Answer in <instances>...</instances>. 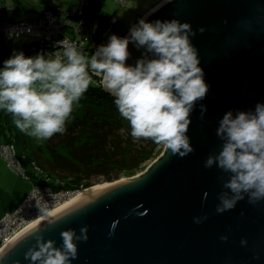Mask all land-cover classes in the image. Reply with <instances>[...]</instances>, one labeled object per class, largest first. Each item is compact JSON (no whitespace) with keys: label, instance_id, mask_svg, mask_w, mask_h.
<instances>
[{"label":"water","instance_id":"95a60500","mask_svg":"<svg viewBox=\"0 0 264 264\" xmlns=\"http://www.w3.org/2000/svg\"><path fill=\"white\" fill-rule=\"evenodd\" d=\"M142 18H175L194 30L205 28L191 38L209 85L190 117L187 135L194 151L180 157L165 145L143 171L101 190L85 188L54 214L83 208L52 225L42 220L37 233L23 232L3 248L9 251L0 264H31L24 253L36 235L59 247L61 230L79 234L83 225L88 239L77 242L71 264H264V200L253 205L245 196L233 209L217 213L228 174L204 167L207 156L222 146L216 128L223 113L264 103V0H162ZM128 51L126 63L134 65L144 50L130 42ZM201 103L207 106L203 118ZM204 215L207 219L194 222Z\"/></svg>","mask_w":264,"mask_h":264},{"label":"clouds","instance_id":"9594fccd","mask_svg":"<svg viewBox=\"0 0 264 264\" xmlns=\"http://www.w3.org/2000/svg\"><path fill=\"white\" fill-rule=\"evenodd\" d=\"M204 31L203 26L194 30L189 22L175 18L151 22L141 18L130 27L128 36L110 34L107 44L99 45L91 56L67 39L57 41L56 50L47 55L26 57L22 51L14 52L0 68V110L11 114L20 132L46 141L66 131L74 107L96 83V76L114 97L133 139H151L166 145L173 155L184 157L194 151L187 135L191 113L209 91L191 40ZM130 42L144 50L134 65L126 63ZM199 107L203 118L207 106L201 103ZM216 135L222 146L204 161L205 168L215 166L228 174L222 183L225 191L217 197L216 212L233 209L245 196L253 205L264 200V103L257 102L254 110H236L235 114L227 110L218 121ZM14 152L13 146L2 150L5 158ZM35 202L40 217L49 225L84 207L54 214L41 197ZM205 219L206 215L193 218L197 224ZM39 226L37 222L28 234L39 232ZM87 230V225L81 226L79 234L72 228L61 230L59 247L54 240L36 235L25 259L31 264H71L77 258V242L88 239ZM220 239L226 241L227 236ZM240 243L243 246L247 241L242 238ZM8 251L0 249V259Z\"/></svg>","mask_w":264,"mask_h":264},{"label":"trees","instance_id":"16d2710c","mask_svg":"<svg viewBox=\"0 0 264 264\" xmlns=\"http://www.w3.org/2000/svg\"><path fill=\"white\" fill-rule=\"evenodd\" d=\"M101 1L89 0L86 13L92 16ZM56 7L59 5L50 8ZM40 47L35 42L23 53ZM6 59H0V67ZM95 82L74 107L82 113L71 115L63 134L53 135L44 146H28L22 153L16 149L19 133L12 127L11 114L0 110V128L9 129L4 143H13L20 163L22 159L28 161L29 169L21 165L32 185L47 186L54 192H72L89 187L92 175H101L109 181L120 175L132 176L158 155L160 144L151 139H133L129 123L119 114L114 97L105 92L97 80ZM60 148L66 149V154L60 152Z\"/></svg>","mask_w":264,"mask_h":264},{"label":"built area","instance_id":"2783aa9c","mask_svg":"<svg viewBox=\"0 0 264 264\" xmlns=\"http://www.w3.org/2000/svg\"><path fill=\"white\" fill-rule=\"evenodd\" d=\"M117 1L123 6L127 0ZM88 5L89 0H79L76 5L43 9L34 19H13L9 16L5 5L0 2V35L7 46L14 44L17 38L30 36L41 45L40 48L45 55L56 50L57 41L67 39L82 46L84 51L91 56L99 45L106 44L105 38L112 24L116 22V17L113 15L103 26L92 29L90 22L92 16L86 13ZM99 79L93 76L94 81L99 82ZM5 146L14 147L10 142L1 144V156H3L2 150ZM5 159L10 168L25 176V170L18 160L16 150L14 154ZM84 189L54 192L47 186L33 184L23 203L13 213L6 214L0 219V249L10 243L30 223L41 218L35 199L41 197L44 202H47L50 212L76 195L82 194ZM34 193L35 196H33Z\"/></svg>","mask_w":264,"mask_h":264},{"label":"rangeland","instance_id":"374dc122","mask_svg":"<svg viewBox=\"0 0 264 264\" xmlns=\"http://www.w3.org/2000/svg\"><path fill=\"white\" fill-rule=\"evenodd\" d=\"M0 1H2V3L8 8V11L11 13L9 15L12 16L13 19H34V18L38 17V15L42 12V10L44 8L50 6L51 1L62 2L64 4L65 3L76 4L79 0H0ZM106 2H112V0H105L104 3H106ZM64 4L59 5V6L64 8L67 5V4L66 5H64ZM96 12L97 11H95V14L91 17V25L100 26V24L103 23V21H104L102 18V22H100L103 13H102V10L97 12V13ZM110 34L116 35V25L113 26L111 28V30L108 32V34L105 38L106 44L108 42V37ZM33 44H35V40L30 36H25V37L17 38L15 40V43L12 44V46L8 47L6 45L3 37L0 35V50H2L5 53V55L8 57H10L13 54L12 51H15V52L22 51L23 52L24 49H26V48L28 49V47L30 45H33ZM37 53H42V50L36 49V50L30 51L27 54L25 53L24 55L26 57L35 56ZM0 68H2V67H0ZM76 112L82 113V111L78 110V109L73 111V113H76ZM73 113L71 115H73ZM11 122L13 124V127L16 129L12 118H11ZM20 133L22 134V137L24 139H27L28 145H30L34 148H35V146H38V145L44 146L42 144L45 141H38L33 137L26 136L22 132H20ZM164 147H165L164 144H160V146L157 147L159 150L158 155L163 151ZM60 152H62L63 154H66V149L60 148ZM46 155H48V153H46ZM1 158H3V157H1ZM153 159L146 162L144 164L142 170H140V171H143L147 167V165L150 164V162ZM3 160H4L7 168H3V170H6V174H5V177H3L0 181V209H2V208L9 209L12 206V204L17 199L24 196L25 193H27L26 197L29 195L28 193H30V190L32 188V182H31L30 178L23 176L20 172H16V171L12 170L8 166V163L5 161L4 158H3ZM27 162L28 161H26L24 159L21 160L22 165L25 168L29 169V165ZM46 171H48V170L46 169ZM140 171H138V172H140ZM55 173H57V172H55ZM127 177H129V176L120 175V177L118 179L109 181V180H107L106 177H103L101 175L100 176L92 175V177L90 178L91 179V185L87 188H92V187H94L96 185H100V184H109V183H112V182H115L117 180L127 178ZM11 191H12V193H11ZM82 193H83V191H82ZM23 201H24V199L18 203V205L16 206V209L23 203ZM11 213H13V212H11Z\"/></svg>","mask_w":264,"mask_h":264},{"label":"crops","instance_id":"0c3cea01","mask_svg":"<svg viewBox=\"0 0 264 264\" xmlns=\"http://www.w3.org/2000/svg\"><path fill=\"white\" fill-rule=\"evenodd\" d=\"M160 1H162V0H127L126 3L123 6H121L117 0H112V2H106V3H104L105 0H102L100 2L99 7L96 10L97 12L102 10V13H103L100 22H102V18L104 21H103V23L100 24V26H103L109 20V18L114 15L116 17V22H114L112 24L111 28L116 25V35L120 36V37H124L127 34V32L129 31L130 27L132 25L137 24L139 19H141L149 10H151ZM0 2H2V1H0ZM62 4H64V3L51 1L50 6L44 8V9L50 8V7L55 6V5H62ZM64 5L71 6L73 4L65 3ZM7 12H8V14H11L8 10H7ZM94 14H95V12L92 14V16ZM10 17L12 18V16H10ZM90 22H91V20H90ZM100 26L92 25V28L93 27H100ZM111 28H110V30H111ZM14 52L15 51H12V53H14ZM5 58H9V57L6 56L2 50H0V59L2 60ZM12 127H13V125H12ZM16 130H18V129L16 128ZM18 131H17V133H19V135H18L19 139L15 141L16 142L15 145H16V149H17L18 153H22V149H24L30 145H28L27 139H24L22 137V134L20 133V131L19 132ZM8 134H9L8 128H6V129L0 128V135H1L0 136V146H1V144H3L6 141L5 136ZM1 157H3V156L0 155V181L3 177H5V174H6V170H3V168H7L6 164L3 160L4 157L3 158H1ZM5 161L7 162L6 159H5ZM16 172H18V171H16ZM11 193H12V191H11ZM26 194L27 193H25L24 196L17 199L9 209H4V208L0 209V219H2L6 214H9V213L13 212L14 210H16V206L18 205V203L21 200H23V199L25 200L27 198Z\"/></svg>","mask_w":264,"mask_h":264},{"label":"bare ground","instance_id":"6f19581e","mask_svg":"<svg viewBox=\"0 0 264 264\" xmlns=\"http://www.w3.org/2000/svg\"><path fill=\"white\" fill-rule=\"evenodd\" d=\"M107 185H108V184H100V185H96V186H94V187H92V188H93L94 190H101L102 188L106 187ZM89 189H91V188H89ZM89 189H87V191H88ZM83 194H84V193L76 195L75 197H73V198H71L70 200L64 202V203L61 204L59 207L53 209V210L50 211V212H51V213H54V212H56V211H58V210H61V209L65 208V207H67V206L70 205L74 200H76L77 198H79V197H80L81 195H83ZM42 220H43L42 218H39V219L33 221V222L30 223L27 227H25L23 230H21V231L18 233V235H16L15 238H17L18 236H20L23 232H25V231L31 229V228L33 227V225L37 224V222H41ZM15 238H14V239H15ZM14 239H13V240H14ZM13 240H12V241H13ZM8 244H9V243H8ZM8 244H7V245H8Z\"/></svg>","mask_w":264,"mask_h":264}]
</instances>
